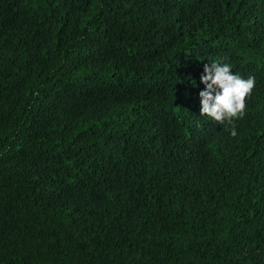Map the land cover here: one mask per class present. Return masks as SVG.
Returning <instances> with one entry per match:
<instances>
[{"label":"trees","instance_id":"1","mask_svg":"<svg viewBox=\"0 0 264 264\" xmlns=\"http://www.w3.org/2000/svg\"><path fill=\"white\" fill-rule=\"evenodd\" d=\"M0 264H264V0H0Z\"/></svg>","mask_w":264,"mask_h":264},{"label":"clouds","instance_id":"2","mask_svg":"<svg viewBox=\"0 0 264 264\" xmlns=\"http://www.w3.org/2000/svg\"><path fill=\"white\" fill-rule=\"evenodd\" d=\"M205 89L199 93L200 116L207 117L219 125L232 124L235 119L244 115L246 98L255 86V78H241L232 74L231 66L211 62L205 65L204 74L200 77ZM233 128L231 135L236 136Z\"/></svg>","mask_w":264,"mask_h":264}]
</instances>
